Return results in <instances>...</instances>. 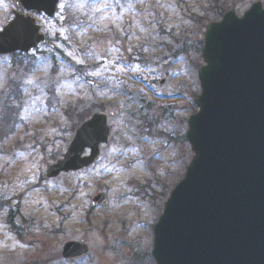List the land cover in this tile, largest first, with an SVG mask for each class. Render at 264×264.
Here are the masks:
<instances>
[{
  "label": "rangeland",
  "instance_id": "374dc122",
  "mask_svg": "<svg viewBox=\"0 0 264 264\" xmlns=\"http://www.w3.org/2000/svg\"><path fill=\"white\" fill-rule=\"evenodd\" d=\"M254 2L63 0L41 22L46 45L0 56V264H154L152 227L192 159L205 29ZM10 9L0 0V29ZM93 113L110 129L99 161L46 179ZM98 193L107 204L92 208ZM67 242L89 254L63 260Z\"/></svg>",
  "mask_w": 264,
  "mask_h": 264
},
{
  "label": "water",
  "instance_id": "95a60500",
  "mask_svg": "<svg viewBox=\"0 0 264 264\" xmlns=\"http://www.w3.org/2000/svg\"><path fill=\"white\" fill-rule=\"evenodd\" d=\"M27 11L53 17L59 0H19ZM37 21L15 15L0 31V56L28 53L45 44ZM204 66L198 71L197 112L186 141L193 158L153 227L155 264H264V10L260 0L238 18L229 11L206 28ZM162 83H160V87ZM107 117L81 124L62 158L45 178L81 171L107 145ZM85 150L88 156H83ZM64 188L71 184L64 179ZM92 207L107 204L104 194ZM87 246L66 243L62 258L87 255Z\"/></svg>",
  "mask_w": 264,
  "mask_h": 264
},
{
  "label": "flooded vegetation",
  "instance_id": "af4514ba",
  "mask_svg": "<svg viewBox=\"0 0 264 264\" xmlns=\"http://www.w3.org/2000/svg\"><path fill=\"white\" fill-rule=\"evenodd\" d=\"M9 6H10V15L11 18H13V15L15 13H22L24 16H29V17H34L36 18L39 22H43V21H52L53 19H47L45 16L43 15H38L36 12H31V11H25L23 9V7L20 5L21 3L19 2V0H4ZM12 20V19H11ZM43 32H44V28L42 27Z\"/></svg>",
  "mask_w": 264,
  "mask_h": 264
},
{
  "label": "trees",
  "instance_id": "16d2710c",
  "mask_svg": "<svg viewBox=\"0 0 264 264\" xmlns=\"http://www.w3.org/2000/svg\"><path fill=\"white\" fill-rule=\"evenodd\" d=\"M193 112H195V110H193ZM10 115H12V114L11 113H8V114H6V116H4V119H3L4 124L9 123L11 125L12 120L10 119ZM78 119H79V122H78L79 124L85 120V118H82L81 116H79ZM6 133H8V132L3 133L1 131L0 132V136L1 137H4Z\"/></svg>",
  "mask_w": 264,
  "mask_h": 264
}]
</instances>
